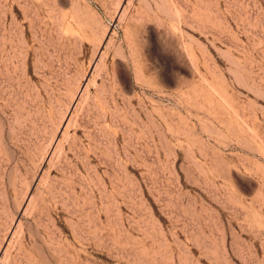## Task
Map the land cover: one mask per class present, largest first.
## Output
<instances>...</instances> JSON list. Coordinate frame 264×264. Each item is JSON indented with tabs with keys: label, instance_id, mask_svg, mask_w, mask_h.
I'll list each match as a JSON object with an SVG mask.
<instances>
[{
	"label": "rangeland",
	"instance_id": "obj_1",
	"mask_svg": "<svg viewBox=\"0 0 264 264\" xmlns=\"http://www.w3.org/2000/svg\"><path fill=\"white\" fill-rule=\"evenodd\" d=\"M0 264H264V0H0Z\"/></svg>",
	"mask_w": 264,
	"mask_h": 264
}]
</instances>
